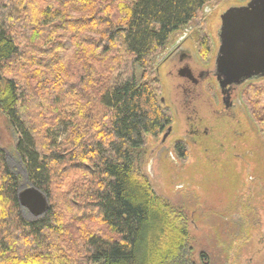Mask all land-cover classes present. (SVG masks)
I'll use <instances>...</instances> for the list:
<instances>
[{"label":"trees","instance_id":"obj_1","mask_svg":"<svg viewBox=\"0 0 264 264\" xmlns=\"http://www.w3.org/2000/svg\"><path fill=\"white\" fill-rule=\"evenodd\" d=\"M214 1L0 0V113L29 187L49 202L21 217L0 147V264H190L181 210L156 196L135 156L172 122L148 71ZM175 154L186 159L181 144Z\"/></svg>","mask_w":264,"mask_h":264},{"label":"rangeland","instance_id":"obj_2","mask_svg":"<svg viewBox=\"0 0 264 264\" xmlns=\"http://www.w3.org/2000/svg\"><path fill=\"white\" fill-rule=\"evenodd\" d=\"M248 1L212 2L193 24L170 37L165 50L148 71L147 80L155 78L159 81L158 99L164 100L169 108L171 125L177 128L178 136L183 135L188 127L187 113L181 107L182 97L179 95L178 100L175 99L178 78L168 75L169 68L163 65V58L174 45L190 37L186 44L200 62L209 64L216 48L215 32L221 13ZM203 106L197 104L196 110L203 111L210 128L213 115L206 105ZM249 120L254 128L252 133L245 124L229 129L217 123L210 131L212 135L200 140L201 148L187 146L185 160L178 159L175 154L174 135L162 144L163 134L156 138L148 136L144 148L135 156L136 169L147 179L156 196L181 210L189 236L190 264H264V130L260 120L252 117ZM235 132L242 136L235 137ZM234 138L238 140L236 150L232 146ZM15 145L16 135L0 113V147L5 152L10 171L18 178L20 193L30 184L15 153ZM246 150L252 152L244 156ZM233 153L240 156L234 158ZM78 175L66 187L61 186L58 196H63L62 193L72 185L79 187L82 184L84 176ZM20 215L26 222L36 219L25 208L20 209ZM86 226L111 236L98 221ZM54 243L57 245L55 240Z\"/></svg>","mask_w":264,"mask_h":264},{"label":"flooded vegetation","instance_id":"obj_3","mask_svg":"<svg viewBox=\"0 0 264 264\" xmlns=\"http://www.w3.org/2000/svg\"><path fill=\"white\" fill-rule=\"evenodd\" d=\"M225 11H223V13ZM223 13H221V15ZM220 27L221 20L215 32L216 48L213 59L209 64L200 62L197 54L186 44L187 41L190 40V37L174 45L162 60L163 65L169 68L168 75L178 78V81L175 83L176 92L174 95L176 96V100H178L177 97L179 95L182 97L180 100L182 102L181 107L187 113L186 119L188 126L185 131L186 134L184 133L178 136L177 128L174 125H170L167 130L171 128V131L165 139H163V135L167 130L162 135V144H164L171 135H174L175 138L173 140H176L174 150L177 144H181L185 148L186 157L188 152L187 146L196 145L201 148L199 145L200 140L209 137L211 134L210 131H213L217 123H222L229 129L234 128V126V129H236L237 126L245 124V127L250 133L254 132L252 122L249 120V118L251 119L249 108L255 103L254 101L260 103L262 100V103H264V76L254 80H246L240 84H228L221 87V79H218L216 76L218 74L216 58L220 48ZM204 43L206 44V42ZM259 84H262L260 88L257 87ZM254 89L263 93V99L261 98L258 100L254 98V95H250V92ZM199 103H202L204 108L206 105L209 112L212 113L214 119L212 121L213 128L207 126L209 125V121H207V117H204L202 114L203 111L200 109L196 110V105ZM162 104L165 105L164 100ZM260 123L263 125L261 129L264 130V122ZM237 136L240 138L242 135L241 133L235 132V137ZM234 140L232 146L236 150V143L238 140L236 138H234ZM203 148L202 151L206 154L207 150L204 148V151ZM251 152L252 151L246 150L244 156L249 155ZM233 154L234 158L240 156L237 153ZM242 160H244V158Z\"/></svg>","mask_w":264,"mask_h":264},{"label":"water","instance_id":"obj_4","mask_svg":"<svg viewBox=\"0 0 264 264\" xmlns=\"http://www.w3.org/2000/svg\"><path fill=\"white\" fill-rule=\"evenodd\" d=\"M220 48L216 58L221 87L264 76V0L232 6L221 16ZM163 103V100H161ZM171 128L163 135L170 133ZM18 203L34 217L49 209L46 196L34 187L18 194Z\"/></svg>","mask_w":264,"mask_h":264},{"label":"bare ground","instance_id":"obj_5","mask_svg":"<svg viewBox=\"0 0 264 264\" xmlns=\"http://www.w3.org/2000/svg\"><path fill=\"white\" fill-rule=\"evenodd\" d=\"M29 188H30V187H29ZM27 189H28V188H27ZM25 190H26V189H25ZM25 190H24V191H25ZM20 193H21V192H20ZM18 194H19V193H18ZM17 199H18V195H17ZM20 208H21V207H20ZM246 241H247V240H246Z\"/></svg>","mask_w":264,"mask_h":264}]
</instances>
